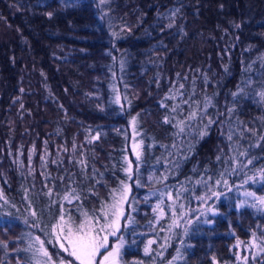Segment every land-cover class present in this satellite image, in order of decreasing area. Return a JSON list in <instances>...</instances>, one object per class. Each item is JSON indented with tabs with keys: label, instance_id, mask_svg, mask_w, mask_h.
Returning a JSON list of instances; mask_svg holds the SVG:
<instances>
[{
	"label": "trees",
	"instance_id": "trees-1",
	"mask_svg": "<svg viewBox=\"0 0 264 264\" xmlns=\"http://www.w3.org/2000/svg\"><path fill=\"white\" fill-rule=\"evenodd\" d=\"M261 93L264 0H0V264L126 190L121 264H264Z\"/></svg>",
	"mask_w": 264,
	"mask_h": 264
},
{
	"label": "snow or ice",
	"instance_id": "snow-or-ice-1",
	"mask_svg": "<svg viewBox=\"0 0 264 264\" xmlns=\"http://www.w3.org/2000/svg\"><path fill=\"white\" fill-rule=\"evenodd\" d=\"M261 95L264 96V93H261ZM261 179H264V173L261 174ZM261 203L264 204V198H261ZM122 215V211L117 210L116 205H113L111 211L112 219L105 224L96 227L95 224L88 221L87 223L80 224L75 231L68 228L67 234H63L65 228L60 223L55 226L53 238L59 242V247L71 257H74L75 261H78L79 264H97L96 256L100 253V249L107 247L108 236L116 235ZM108 216L109 213L105 212L103 218L107 219ZM61 221H63V217H61ZM108 229H111V231H108L107 235H101V233H104ZM120 247H122V244L117 245L112 251L108 252L104 256L103 264H118ZM38 251L42 254V264H75L74 261L69 260L66 262L62 258L58 262L54 260L48 250L43 247V241H41V248ZM148 251L149 249L145 248V252L147 253ZM37 264H41V260H38Z\"/></svg>",
	"mask_w": 264,
	"mask_h": 264
},
{
	"label": "rangeland",
	"instance_id": "rangeland-1",
	"mask_svg": "<svg viewBox=\"0 0 264 264\" xmlns=\"http://www.w3.org/2000/svg\"><path fill=\"white\" fill-rule=\"evenodd\" d=\"M132 148H135V144L132 145ZM259 173H261V172H259ZM127 192L128 191L126 190L124 192L123 196L121 198H119L117 200V203H116L117 210L122 211V213H123V198L126 196ZM241 194L243 195V197H246V195H248V197H251V193L248 191H243ZM217 195L218 194H216L214 191H212L210 189L203 191L201 194L194 197V201H193L194 208L199 209V210H204L205 208H209L208 210H210L211 212L214 211L212 208L209 207V204H210L211 200L214 197H216ZM120 219H121V217H120ZM119 225H120V221H119ZM101 235H107V234H101ZM113 237L114 236H110V238L108 237L107 247L100 249V253L96 256L97 264H103L104 256L107 255L108 252L112 251L117 245H120L118 240L112 239ZM40 248L41 247L39 246L36 249L38 254H37V257L35 258V261H36L35 264H37L38 260H41V264H42V254L38 251V249H40ZM160 248H161V246H160ZM61 255H62V258L66 262L71 260V261H74L75 264H79L78 261H75L74 257H71L68 253L64 252L63 249H61ZM118 264H121L119 262V259H118Z\"/></svg>",
	"mask_w": 264,
	"mask_h": 264
}]
</instances>
